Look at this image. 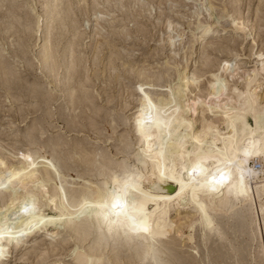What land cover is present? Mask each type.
<instances>
[{
    "label": "rangeland",
    "instance_id": "1",
    "mask_svg": "<svg viewBox=\"0 0 264 264\" xmlns=\"http://www.w3.org/2000/svg\"><path fill=\"white\" fill-rule=\"evenodd\" d=\"M47 1L0 0V167L43 156L79 185L96 173L83 161L87 155L98 152L104 162L97 160L106 165L128 163L133 140L128 114L137 107L148 113L156 95L167 96L173 87V79H167L175 71L182 81L193 76L188 88L211 100L218 89L240 84L254 64L264 61V0H208L216 14L224 9L234 14L236 25L228 26L211 24L203 0H52L48 51L41 56L35 16ZM194 12L212 27L204 32L201 50L192 38L193 32L199 36ZM173 26L182 29L178 35ZM233 64L236 71L229 78ZM257 90L264 92V80H258ZM210 106L208 115L225 116ZM190 210L181 209V215ZM56 233L54 227L41 228L23 242L0 240V264H73L71 242ZM171 235L189 255L186 264L218 263L210 251L217 243L208 246L209 260L203 258L196 227L184 225L183 234ZM246 252L234 258L240 264H264V249L258 261ZM232 260L224 264H236Z\"/></svg>",
    "mask_w": 264,
    "mask_h": 264
},
{
    "label": "bare ground",
    "instance_id": "2",
    "mask_svg": "<svg viewBox=\"0 0 264 264\" xmlns=\"http://www.w3.org/2000/svg\"><path fill=\"white\" fill-rule=\"evenodd\" d=\"M51 1L35 16L41 56L48 51ZM202 5L212 15L207 17L213 18V26L236 25L234 14L225 9L216 14L208 0ZM194 14L193 29L199 30V36L190 31L201 50L212 27ZM175 26L178 35L182 29ZM233 65L228 68L229 78L236 71ZM190 78L182 81L175 71L167 79H173L167 96L156 95L148 113L142 115L137 107L128 114L133 140L126 164L106 165L98 152L87 155L83 161L96 173L79 185L56 172L54 163L43 156L21 157L0 167L1 243L23 242L36 229L54 227L58 230L54 237L62 232L71 242L73 264H186L189 255L171 234H183L187 225L199 232L204 259L209 260L208 246L215 243L210 251L217 264L231 258L240 264L234 254L243 251L251 254L252 261L262 259L264 92L257 90V82L264 80V61L254 64L240 84L218 89L211 100L188 88ZM210 104L225 116L208 115ZM186 208L191 210L181 215Z\"/></svg>",
    "mask_w": 264,
    "mask_h": 264
},
{
    "label": "snow or ice",
    "instance_id": "3",
    "mask_svg": "<svg viewBox=\"0 0 264 264\" xmlns=\"http://www.w3.org/2000/svg\"><path fill=\"white\" fill-rule=\"evenodd\" d=\"M221 179L223 180V179H224V177H223V176H221ZM114 206H116V205H114Z\"/></svg>",
    "mask_w": 264,
    "mask_h": 264
}]
</instances>
